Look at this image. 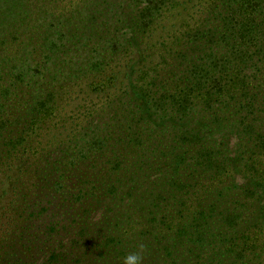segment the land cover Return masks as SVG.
Instances as JSON below:
<instances>
[{"label":"rangeland","instance_id":"1","mask_svg":"<svg viewBox=\"0 0 264 264\" xmlns=\"http://www.w3.org/2000/svg\"><path fill=\"white\" fill-rule=\"evenodd\" d=\"M111 1L114 12L117 4L125 6L123 10L127 14L134 15L140 10L135 2ZM252 2L260 5L261 0ZM189 4L190 9L186 8L185 12L155 13L151 29L146 32L136 29L133 37L128 31L126 40L123 38L119 43L108 36L112 32L120 34V25L112 27L115 29L106 36L110 46L98 50L99 65L94 67L87 58L89 51L85 49L77 59L72 50L76 44L65 38L56 48L70 49L67 53L73 57L64 58V65L50 73L51 63L45 60L41 62L44 65L38 66L40 61H35L40 57L33 50L36 43L30 47L27 43L25 56L34 60L32 69L38 66L34 71L38 68L41 71L34 74L35 79L28 78L21 84L15 75L16 68L21 67L22 46L26 43L6 41L0 46V56L6 61L0 67V89L5 84L12 85L7 93L0 90V100L7 104L2 109V118L25 114L35 101H43L50 109L48 119L40 122L41 115L37 129L25 137V144L15 146L17 151L7 145L4 135L0 137V145L9 148L0 146V257H10V262L5 264H63L83 256L85 263L92 264L93 255L89 259L85 254L93 241L102 244L105 255L109 254L107 264H122V254L113 243H106V239L121 240L131 249L132 243L124 239L129 240L137 228L134 224L140 221L128 216L127 195L110 197L112 190L105 191L103 186V193L97 199L78 198L91 191L97 180L101 189L104 171L113 176L119 172L112 184L129 179L143 192L144 178L153 169L154 173L160 170L163 175H174L178 169L220 174L221 177L213 179L214 186L220 187L247 183L246 178L264 170V156L258 155H264V150L259 153L258 149L264 137V40L258 33L250 41L227 33L215 45L216 58L198 61L211 69L212 74L205 75L206 83L218 78L223 85L210 101L215 104L213 108L205 107L203 97L202 103L187 110L182 118L181 114L172 115L175 92L183 88L176 78L190 70L183 54L193 41L185 38L182 32L186 27H182L194 12L200 22L209 19L213 23V16L207 10L192 9V3ZM255 14L254 11L252 15ZM260 17L264 18V14ZM173 25L176 31L169 32ZM59 28L43 34L54 28L42 27L37 41L43 43V37L64 32ZM9 33H5L6 37ZM128 38L129 44L122 48ZM112 43L118 44L115 50ZM213 59H216L215 67L209 65ZM148 81H155V86ZM232 94L236 101L240 98L237 101L240 114L233 117L228 113L223 121H216L213 111L224 104L225 96ZM243 95L252 97L251 104H245ZM158 115L164 118L162 125L155 127L153 122L158 123ZM236 119L242 124L230 126L228 122ZM183 149L189 151H178ZM112 153L124 159L122 170L106 168V156L113 158ZM254 161L257 165L252 167ZM147 163L154 165L149 168ZM86 176L91 177L86 180ZM248 202L249 210L253 211L257 203L248 200L246 205ZM187 254V249L183 250V255Z\"/></svg>","mask_w":264,"mask_h":264},{"label":"trees","instance_id":"2","mask_svg":"<svg viewBox=\"0 0 264 264\" xmlns=\"http://www.w3.org/2000/svg\"><path fill=\"white\" fill-rule=\"evenodd\" d=\"M127 1L135 2L136 8L140 10L135 11L134 15L127 14V11L123 10L125 6L117 4L116 12H114L111 0H0V46L6 41L18 42L22 45L26 43L22 46L24 50L22 51L21 67L20 69L16 68L15 76L20 80V84L28 78H34V74L41 71L39 68L35 71L34 69L39 65H44V63L41 64L42 61L46 60L47 63H51L49 67L51 73L56 72L59 67L64 65L66 62L64 58L71 59L73 57L67 53L70 49L59 50L56 48L59 43L63 44L65 38L72 42V45L76 44L72 50L77 59L81 58L82 51L88 50L87 58L91 60L94 67L99 65L98 50L107 49L105 47L110 46L106 36H108V32L115 29L112 27L120 25V34L112 32L108 36L118 42L128 37V31L133 33V37L137 32L136 29L142 32L151 29L153 27L151 18L157 16L155 13H167V11L174 10L185 12L186 8L190 9L189 3H192V9L198 7L201 11L207 10L213 16V23L209 19L200 22L201 19L196 18L194 11L193 17H189L186 24L183 23L185 26L182 28L186 27V29L182 34L186 36V39H191L193 43L189 44L190 47L183 54L187 63H190V70L183 77L176 76V82H181L183 88L175 92V108L172 115L181 114L180 118H182L186 115L187 110L202 103L203 97H205L207 109L213 108L212 105H215L210 104V101L222 90L223 85L218 78L211 79L206 83L205 75L209 74L211 69L207 68V65H201L198 61L216 58L213 55V50L219 40H224L227 33L238 34L240 38L248 41L254 33L256 35L258 33L264 40V18L260 17L264 14V0L259 2L260 5L252 0H203L205 3H200L201 0H183L188 3L183 1L178 3V0ZM254 11L256 14L252 15ZM45 26L54 29L45 30L43 34L59 31V27H62L61 31L64 32L52 33L48 37H43V43H40L37 41L39 40L37 34ZM8 31L10 33L6 37L5 33ZM174 31H176L175 25L169 28V32ZM129 39L122 48L129 44ZM27 43L29 47L36 43L33 50L40 54V57L35 59L40 62H36L38 66L34 69L31 68V64L34 62L32 57L25 56ZM175 44L172 42V45ZM112 45L115 50L118 44L112 43ZM41 46L44 48L42 51ZM30 53L27 52L28 55ZM39 54L33 53L32 55ZM4 61L5 59L0 56V67L6 63ZM17 64L18 62L15 67ZM215 64L216 59L209 63L214 67ZM147 83H151L152 87L155 86V81ZM160 85L163 87L165 83L162 81ZM11 86L5 84V86H1L0 90L7 93ZM243 97L245 104H251L252 97L246 95ZM239 100L240 98L237 101ZM237 101L233 94L225 96L224 104L213 111V116H217L216 121H223L228 113L233 117L239 115ZM35 102L23 115L15 118H2V109L7 104L0 100V137L4 135L7 145L14 146V151L18 150L17 147H22L25 144V137L37 129L41 115L40 122L48 119L50 109L45 107L43 101ZM216 112L220 115L218 116ZM158 116V123L153 122L155 127L162 125L163 122L162 118L164 117ZM2 119H11V121ZM238 119L228 123L233 127L235 124L241 123V121H237ZM222 123L224 122H220V124ZM114 144L116 146L117 139ZM7 145L0 146L9 150ZM258 149L259 153L264 150V137L259 142ZM178 151L187 152L189 149ZM112 154L113 158L106 156V165L108 164L106 168L113 167V171L119 168L122 170L124 159H119L120 156L116 157V153ZM244 154L249 156L248 153ZM250 155L253 154L250 153ZM258 155L264 156L262 153ZM178 157L182 162L181 155ZM153 165L154 163H147L149 168ZM253 165L256 166L257 161L252 163V167ZM148 172L144 178L145 189L143 192L139 188H135L133 182H128L129 179L126 180L127 182L125 179H121L112 184V181L117 179L119 172L113 176L108 171H104L100 178L101 189L97 187L99 183L97 180L91 191H84L85 193L78 197L86 196L97 199L103 193V186L105 191L112 190L110 197L127 195L125 203L129 209L128 216H133L135 220L140 221V223L134 224L137 228L129 240L124 239V242L132 243L131 249H128L127 245L124 246L121 240L106 239V243H113V246L122 254V264L124 257L131 253H139L142 257V264H264L263 169L255 176L246 178L247 183L222 184L221 187L214 186L213 181L215 176L221 177L220 174L205 175L194 171V169H185V171L178 169L174 175H163L160 170L154 173V169L148 170ZM90 177L86 176L85 178L88 180ZM96 178L97 176L92 180L95 181ZM123 186L126 188L124 189ZM248 200L257 203L253 211L249 210V202L246 205ZM94 242L92 248L88 249L89 251L85 255L89 259L93 255L92 264H107L106 257L109 254L105 255L106 252L103 250L102 244ZM140 245H144L143 251H141ZM101 249L103 251L97 252ZM185 249L188 251L187 255H183ZM95 255L100 258L94 259ZM9 262L10 257H0V264ZM85 262L86 259L83 256L81 259L75 257L70 261L67 260L63 264H91ZM20 264L25 263L21 262Z\"/></svg>","mask_w":264,"mask_h":264},{"label":"clouds","instance_id":"3","mask_svg":"<svg viewBox=\"0 0 264 264\" xmlns=\"http://www.w3.org/2000/svg\"><path fill=\"white\" fill-rule=\"evenodd\" d=\"M144 245H140L141 251H143ZM123 264H142V257L139 253H131L124 257Z\"/></svg>","mask_w":264,"mask_h":264}]
</instances>
